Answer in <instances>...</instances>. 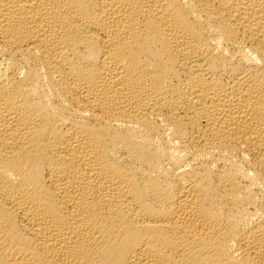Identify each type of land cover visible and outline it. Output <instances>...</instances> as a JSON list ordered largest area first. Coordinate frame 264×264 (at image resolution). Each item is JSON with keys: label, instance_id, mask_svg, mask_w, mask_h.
<instances>
[{"label": "bare ground", "instance_id": "6f19581e", "mask_svg": "<svg viewBox=\"0 0 264 264\" xmlns=\"http://www.w3.org/2000/svg\"><path fill=\"white\" fill-rule=\"evenodd\" d=\"M0 264H264V0H0Z\"/></svg>", "mask_w": 264, "mask_h": 264}]
</instances>
